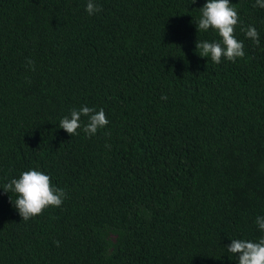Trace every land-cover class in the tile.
Segmentation results:
<instances>
[{"label":"trees","instance_id":"obj_1","mask_svg":"<svg viewBox=\"0 0 264 264\" xmlns=\"http://www.w3.org/2000/svg\"><path fill=\"white\" fill-rule=\"evenodd\" d=\"M96 2L0 0V184L39 168L66 192L24 220L0 188V264H237L230 239L262 235L264 8L232 0L245 55L217 64L204 0ZM81 105L95 135L58 127Z\"/></svg>","mask_w":264,"mask_h":264},{"label":"clouds","instance_id":"obj_2","mask_svg":"<svg viewBox=\"0 0 264 264\" xmlns=\"http://www.w3.org/2000/svg\"><path fill=\"white\" fill-rule=\"evenodd\" d=\"M194 2V0H192ZM254 7L264 8V0H254ZM201 15L195 20L198 31H207L211 27L220 39L209 41L207 39L196 42L198 53L202 57L211 59L219 64L222 60L235 61L243 57L244 42L234 35L235 26L239 22L237 9L232 0H204L200 7ZM85 11L93 15L100 11L96 0H87ZM245 36L254 43H259V33L255 25L249 24ZM29 66L34 67V61L26 58ZM167 99L166 96L162 97ZM87 117V122L81 117ZM108 124L103 108L96 110L88 105L72 108L69 114L60 118L58 127L71 135L77 134L81 129L86 135H95L98 129ZM5 192L15 193V199L11 197L14 208L24 220H28L40 214L49 206H60L66 198V192L51 182L50 175L39 168L22 170L18 176H13L7 182L0 184ZM257 229L262 233L257 239L231 238L225 248L230 259H235L237 264H264V214L255 217ZM55 243H59L55 241Z\"/></svg>","mask_w":264,"mask_h":264}]
</instances>
